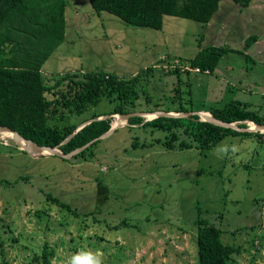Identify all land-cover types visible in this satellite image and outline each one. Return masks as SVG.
I'll list each match as a JSON object with an SVG mask.
<instances>
[{
  "label": "rangeland",
  "instance_id": "374dc122",
  "mask_svg": "<svg viewBox=\"0 0 264 264\" xmlns=\"http://www.w3.org/2000/svg\"><path fill=\"white\" fill-rule=\"evenodd\" d=\"M65 20L64 40L41 66L46 82L68 72L125 77L153 64L188 68L200 48L225 45L242 53L223 55L211 73L190 67L163 79L155 73L160 79L154 77L148 91L157 94L140 102L167 106L169 88L179 82L185 106L196 111L238 100L264 116V0L246 7L221 0L208 23L164 15L161 29L96 13L89 0H67ZM250 35L256 41L245 48ZM116 102L115 94L103 96L62 124L108 112ZM126 125L103 137L90 160L32 156L0 133V264H42L35 256L45 242L52 264H70L88 252L99 253L103 264L196 262L198 214L222 230L223 242L242 245L237 264H264V238L262 245L248 241L264 234V143L255 135H226L203 152L167 150L157 142L142 145L162 138V131ZM135 139L142 144L133 147Z\"/></svg>",
  "mask_w": 264,
  "mask_h": 264
},
{
  "label": "trees",
  "instance_id": "16d2710c",
  "mask_svg": "<svg viewBox=\"0 0 264 264\" xmlns=\"http://www.w3.org/2000/svg\"><path fill=\"white\" fill-rule=\"evenodd\" d=\"M220 1L89 0L96 13L105 11L117 16L128 25L152 29H161L164 15L208 23L218 10ZM232 1L241 7H246L251 2V0ZM66 5L67 0H0V126L14 129L24 138L38 145H58L64 153L101 136L117 120L114 115L93 120L65 141L79 124L91 118L135 111L194 110L191 106H185L179 90V82L178 85L170 86V96L165 103L168 104L167 106L161 101L143 106L140 98L144 97L148 102L153 99L152 94L153 96L157 94L149 92L148 86L151 85L154 77L160 79L158 74L162 79L170 74L178 76L183 71L189 73V67L211 73L218 66L223 55L228 52L242 53V50L225 45H207L188 59V68H181L180 64H176L171 65L172 67L163 65L158 69L153 64L125 77L103 70L84 72L82 75L78 72H68L46 82L41 73V66L53 48L65 38ZM255 41V35L248 36L244 41V47L248 48ZM166 85L169 86L168 83ZM113 94L117 102L112 110L104 113L92 112L77 123L62 124L64 117L72 114L81 115L89 107L97 105L101 97L106 96L111 99ZM203 110L211 112L219 120L239 122L240 127L248 126L243 122L244 120L249 121L250 126L254 123L264 124V116L252 109L248 102L232 100L222 106ZM123 127L142 128L146 131L150 128L152 131L163 132L162 138H152L148 144H139L135 139L133 147L141 144L153 145L157 142L167 150L196 148L203 152L212 148L226 135H255L259 142L264 143V132L238 131L221 127L201 119L198 115L157 116L152 119L133 115ZM101 139L93 141L73 155L70 161L93 159L96 154L94 150ZM46 197L59 208L71 210L68 203L51 197V194H47ZM63 221H58V224L62 225ZM194 224L197 228V260L184 264H237L235 256L240 254L241 244L223 242L222 230L209 223L201 214L197 215ZM263 236L264 234L248 241L252 246L258 239L257 245H262ZM1 245H3L2 241H0ZM50 247L45 242L35 259H39L42 264H52L53 250Z\"/></svg>",
  "mask_w": 264,
  "mask_h": 264
},
{
  "label": "water",
  "instance_id": "95a60500",
  "mask_svg": "<svg viewBox=\"0 0 264 264\" xmlns=\"http://www.w3.org/2000/svg\"><path fill=\"white\" fill-rule=\"evenodd\" d=\"M116 116V119L112 125L110 126V128L103 133L101 136L85 143L84 145L68 152V153H64L62 150H60L58 145L55 146H48V145H38L36 143H34L33 141L24 138L22 135H20L16 130L11 129L9 127L6 126H0V133L2 131H8L12 133V137L15 141V143L17 144V146L23 150L26 151L27 153H29L32 156H39V155H57L60 156L62 158L65 159H69L71 158L73 155L77 154L78 152H80L81 150H83L84 148H86L87 146H89L93 141L99 139V138H103L106 137L107 135L111 134L115 129L121 127L123 124L127 123L128 119L133 116V115H140V116H145L148 117L147 115H152V117H148V119H152L155 118L157 116H168V117H182V116H189V115H198L201 119L209 121L215 125L221 126V127H225V128H231L234 130H238V131H248V132H256V131H260V132H264V124H257L254 123V127L251 126H247V127H240L238 126L239 122H225L222 120H219L217 118H215L211 112L206 111V110H191V111H187V112H176V111H164V110H158L155 112H144V111H135V112H129V113H125V114H106L103 115L101 117L98 118H91L88 119L84 122H82L81 124H79L76 129L74 130V132H72L66 139L68 140L76 131H78L79 129H81L84 125L90 123L93 120H97V119H103L109 116ZM120 120H123L122 122ZM247 120H244L243 122H245ZM23 140L24 142H26V144H21L20 140Z\"/></svg>",
  "mask_w": 264,
  "mask_h": 264
},
{
  "label": "clouds",
  "instance_id": "9594fccd",
  "mask_svg": "<svg viewBox=\"0 0 264 264\" xmlns=\"http://www.w3.org/2000/svg\"><path fill=\"white\" fill-rule=\"evenodd\" d=\"M70 264H103V260L99 253L88 252L75 255Z\"/></svg>",
  "mask_w": 264,
  "mask_h": 264
},
{
  "label": "bare ground",
  "instance_id": "6f19581e",
  "mask_svg": "<svg viewBox=\"0 0 264 264\" xmlns=\"http://www.w3.org/2000/svg\"><path fill=\"white\" fill-rule=\"evenodd\" d=\"M148 117H152V115H147ZM123 120H121V122H122ZM255 125L254 124H251V127H254ZM1 136H12V133L11 132H8V131H2L1 132ZM20 142H21V144L23 145V144H26V142H24L22 139L20 140Z\"/></svg>",
  "mask_w": 264,
  "mask_h": 264
},
{
  "label": "built area",
  "instance_id": "2783aa9c",
  "mask_svg": "<svg viewBox=\"0 0 264 264\" xmlns=\"http://www.w3.org/2000/svg\"><path fill=\"white\" fill-rule=\"evenodd\" d=\"M194 70H195V71H199V69H198V68H194Z\"/></svg>",
  "mask_w": 264,
  "mask_h": 264
}]
</instances>
